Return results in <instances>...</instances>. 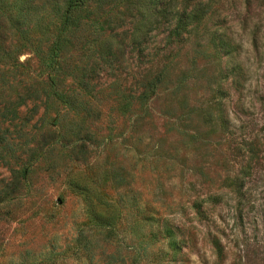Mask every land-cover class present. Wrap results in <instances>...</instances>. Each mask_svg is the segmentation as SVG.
Instances as JSON below:
<instances>
[{
	"label": "rangeland",
	"instance_id": "obj_1",
	"mask_svg": "<svg viewBox=\"0 0 264 264\" xmlns=\"http://www.w3.org/2000/svg\"><path fill=\"white\" fill-rule=\"evenodd\" d=\"M66 1L0 0V264H264V0Z\"/></svg>",
	"mask_w": 264,
	"mask_h": 264
},
{
	"label": "trees",
	"instance_id": "obj_2",
	"mask_svg": "<svg viewBox=\"0 0 264 264\" xmlns=\"http://www.w3.org/2000/svg\"><path fill=\"white\" fill-rule=\"evenodd\" d=\"M161 1V5L157 6L158 2ZM191 2L192 0H186ZM195 1V0H193ZM210 2V0H209ZM163 3L165 5V0H156L155 2H153V8H155L152 11V15L153 16H164L167 18V20L169 21V23H171L172 26V30L170 32V34L167 36V38L170 40L172 38H176L178 39L179 36L181 35L182 29L186 28L190 22H192V19H195L197 21H200L203 19V8L204 6H202L200 3L198 4L197 2L194 3V5L192 6L191 10H184L180 13H176V14H167L165 12V7H160L163 6ZM85 4V0H67L66 1V5H65V11H64V26L67 27L70 22H71V17L73 16L74 13L78 12L79 8H81L83 5ZM157 7H156V6ZM174 21V22H173ZM155 21H148L146 24L143 23V27L142 23H139L138 29L135 28V32H133V35H138L142 34L143 31H145L148 27H152L153 24H155ZM145 30H142V29ZM52 57L53 60L56 61V55L54 54V51H52Z\"/></svg>",
	"mask_w": 264,
	"mask_h": 264
}]
</instances>
